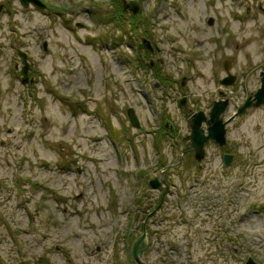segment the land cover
I'll list each match as a JSON object with an SVG mask.
<instances>
[{
    "label": "rangeland",
    "instance_id": "obj_1",
    "mask_svg": "<svg viewBox=\"0 0 264 264\" xmlns=\"http://www.w3.org/2000/svg\"><path fill=\"white\" fill-rule=\"evenodd\" d=\"M39 1L0 0V264H137L145 228L146 264H264V105L232 118L261 87L264 0ZM226 100L227 144L184 156Z\"/></svg>",
    "mask_w": 264,
    "mask_h": 264
},
{
    "label": "water",
    "instance_id": "obj_2",
    "mask_svg": "<svg viewBox=\"0 0 264 264\" xmlns=\"http://www.w3.org/2000/svg\"><path fill=\"white\" fill-rule=\"evenodd\" d=\"M21 4L27 8L31 4L39 6V7H44V5L39 1V0H19ZM123 1V6L125 9L131 10L134 14H136L140 10V6L137 2L130 1L127 2L126 0ZM211 21V20H210ZM212 24V23H211ZM140 49L143 50H153V46L151 42H149L146 39L142 40V44L140 45ZM20 57L22 58L24 62V67L20 71L19 75L22 76V81L23 83H27L29 80V64L27 61V55L23 53H19ZM226 72L228 73L227 75L229 78L225 79L222 81L223 84L225 85H231L232 83L235 82L234 79H232V74L230 72V67L226 65L225 67ZM261 87L258 90V92L255 94L254 98H249L247 102L244 104L243 107H241L237 113L236 116L244 114L249 108L251 107H260L264 105V71L261 73ZM186 80H183V84H185ZM185 104V100L181 102V105L183 106ZM228 106V101L226 102H217L213 108V111L211 113V118L208 121L209 124V129H208V135H206V131L203 128V122L206 120L204 112H199L195 114L192 119H191V128H192V133L188 137L189 145L193 146L196 152V159L198 161H202L205 158L206 152H205V145L208 143L210 140H215L216 142L220 143V145H224L226 143V125L228 122L224 121L223 114L225 113L226 109ZM129 117L131 120V124L139 128L140 123L139 119L133 109H130L129 112ZM225 165L229 167L232 163L233 156L226 155L225 158ZM160 182L155 179L151 182V186L153 188H158ZM148 246L147 243V233L145 232L134 244L132 248V258L137 264H146L142 259L141 255L142 253L146 250ZM247 264H258L255 262L254 259L249 258Z\"/></svg>",
    "mask_w": 264,
    "mask_h": 264
},
{
    "label": "flooded vegetation",
    "instance_id": "obj_3",
    "mask_svg": "<svg viewBox=\"0 0 264 264\" xmlns=\"http://www.w3.org/2000/svg\"><path fill=\"white\" fill-rule=\"evenodd\" d=\"M143 39H145V38H143ZM152 44V46H153V50H147V51H150V52H154V51H159V48L157 47V45L156 44H154V43H151ZM141 50H143V49H141ZM155 65V62L154 61H151L150 62V66L151 67H153ZM225 68V67H224ZM228 68H229V66H228ZM226 71V70H225ZM226 74H228L227 72H226ZM227 78H229V76L228 77H226L225 79H227ZM224 79V80H225ZM232 79H234L235 81H236V78H235V76H232ZM31 80V82H33V79H30ZM183 80H186V79H183ZM222 81L223 80H221V84L222 85H225V84H223L222 83ZM185 83H186V81H185ZM232 84H234V83H232ZM231 84V85H232ZM184 85V84H183ZM225 86H229V85H225ZM251 98V97H250ZM183 100H185V104H184V106H182L181 105V103H180V105L182 106V107H185L186 106V99H183ZM183 100H181V102L183 101ZM226 101H228V106H227V109L229 108V100H226ZM226 101H215L214 102V104H213V106H212V108H211V111L207 114L206 112H204V111H198V112H195V113H193L191 116H190V118H189V126H190V128H191V125H190V123H191V119H192V117L195 115V114H197V113H199V112H204V114H205V117H206V120L203 122V128L205 129V131H206V134H208V129H209V124H208V121L210 120V118H211V113H212V111H213V108H214V106H215V104L217 103V102H226ZM247 102V101H246ZM244 106V105H243ZM242 106V107H243ZM226 109V110H227ZM226 112V111H225ZM237 115V114H236ZM236 115H234L232 118L234 119V117L236 116ZM223 116V115H222ZM223 118H224V116H223ZM231 119V118H230ZM229 119V120H230ZM224 121L225 122H228V120H225L224 119ZM229 123V122H228ZM205 126H206V128H205ZM226 127H227V125H226ZM165 128L167 129V131L169 130L170 131V133H173V131L171 132V129L169 128V126H168V124H165ZM191 133H192V128H191ZM191 133L188 135V136H186V138H185V141H186V145H185V149H184V156L185 155H192L193 156V158H194V160L198 163V160L196 159V152H195V149L193 148V146H191V145H189V142L187 141V139H188V137L191 135ZM226 134H227V128H226ZM209 143H214V144H216V145H218V146H220V147H224L226 144H227V136H226V143L224 144V145H220V143H218V142H216L215 140H210L209 142H208V144ZM226 155H230V156H233L232 154H225L224 156H226ZM182 160H181V158L180 159H178V161L176 162V163H174L173 165L171 164V165H169L168 167H167V170H165L164 172H163V175H162V178L161 179H157L160 183V185H159V187L157 188V189H159V188H163V186L166 188V189H168L169 188V185H168V183H167V178H166V175H167V173H168V170L169 169H171V168H173V167H175V165H178L180 162H181ZM166 173V174H165ZM153 180H155V179H153ZM153 180H151L150 181V186H151V182L153 181ZM152 187V186H151Z\"/></svg>",
    "mask_w": 264,
    "mask_h": 264
},
{
    "label": "bare ground",
    "instance_id": "obj_4",
    "mask_svg": "<svg viewBox=\"0 0 264 264\" xmlns=\"http://www.w3.org/2000/svg\"><path fill=\"white\" fill-rule=\"evenodd\" d=\"M184 106V105H183ZM187 141L188 142H190L188 139H187ZM207 145H208V143H206V145H205V151H206V149H207ZM233 159H234V156H233ZM233 161V160H232Z\"/></svg>",
    "mask_w": 264,
    "mask_h": 264
}]
</instances>
